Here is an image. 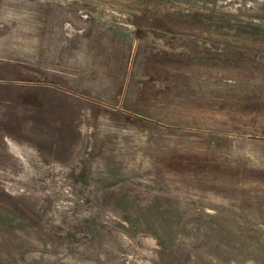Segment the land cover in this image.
<instances>
[{"label": "rangeland", "instance_id": "obj_1", "mask_svg": "<svg viewBox=\"0 0 264 264\" xmlns=\"http://www.w3.org/2000/svg\"><path fill=\"white\" fill-rule=\"evenodd\" d=\"M0 264H264V0H0Z\"/></svg>", "mask_w": 264, "mask_h": 264}]
</instances>
